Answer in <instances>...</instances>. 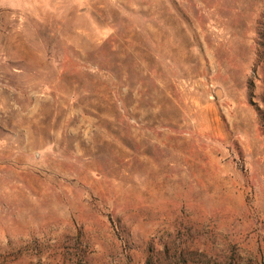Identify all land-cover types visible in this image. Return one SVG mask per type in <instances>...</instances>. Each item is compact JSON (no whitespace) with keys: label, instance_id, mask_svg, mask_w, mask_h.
I'll use <instances>...</instances> for the list:
<instances>
[{"label":"rangeland","instance_id":"rangeland-1","mask_svg":"<svg viewBox=\"0 0 264 264\" xmlns=\"http://www.w3.org/2000/svg\"><path fill=\"white\" fill-rule=\"evenodd\" d=\"M0 264H264V0H0Z\"/></svg>","mask_w":264,"mask_h":264},{"label":"bare ground","instance_id":"bare-ground-1","mask_svg":"<svg viewBox=\"0 0 264 264\" xmlns=\"http://www.w3.org/2000/svg\"><path fill=\"white\" fill-rule=\"evenodd\" d=\"M218 95H220V92L218 91Z\"/></svg>","mask_w":264,"mask_h":264}]
</instances>
